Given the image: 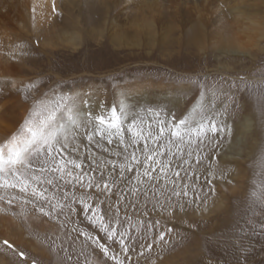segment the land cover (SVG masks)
<instances>
[{
  "label": "rangeland",
  "instance_id": "374dc122",
  "mask_svg": "<svg viewBox=\"0 0 264 264\" xmlns=\"http://www.w3.org/2000/svg\"><path fill=\"white\" fill-rule=\"evenodd\" d=\"M147 1L151 6L142 5V0H61L51 17L53 30L35 32L23 20L18 0H0V24L9 29L6 42L0 45V142L10 131H17L36 105L61 97L73 100L70 94L74 91L77 101H88L87 106L80 104L79 110L81 116L92 113L89 130L97 126L95 116L103 115L107 122L112 106H116L120 119L114 122L121 126V132L117 135L114 129L101 126L115 133L112 144L104 140L97 145L94 139L89 145L80 129L81 148L87 145L98 158L97 163L115 160L116 183L111 184L112 191L64 188L62 183L60 187L69 195L75 192L77 197H86L93 207L102 201V215L112 205V214L118 215L121 223L113 219L109 227H115L118 233L126 232L125 244L131 249L127 255L121 251L119 235L115 243L108 240L99 230V222L92 225L84 218L79 203L76 208L80 215L65 221L67 209L59 219L55 214L50 218L38 210L43 206L48 211L47 203L41 204L18 190L10 194L0 190V196L5 197L0 200V264H69L68 254L75 264V257L81 253L79 264H85V257L87 264H116L111 259L113 253L124 264H264V233L259 232L264 224V202L257 199L264 192V35L248 54L223 53L218 35L231 23L227 6L250 5L256 19L264 21V0ZM113 20L124 41L120 46L112 42ZM63 30L74 31L79 36L78 45L45 43L47 33ZM5 57L14 64L11 75L1 68ZM142 84H153L159 90L150 97L142 92L128 95L118 110L115 91L132 92ZM61 114L63 118L58 122L67 126V113ZM245 114L254 119L253 131L229 140L224 131L232 128L236 133L237 123ZM202 116L205 122L215 120L222 132H209L206 138L199 139L193 135L192 144L187 143L184 127L179 129L183 142L170 135L180 120L194 127ZM133 120L140 141L134 146L130 142L136 137L128 130ZM161 127L164 132L159 143L164 145L161 151L165 155L160 159L172 161L167 179L161 178L150 186L141 176L143 183L138 186L133 167L131 172L125 169L127 182L119 180L124 155L134 151L143 160L145 142L149 148L154 147V142L145 138L157 136ZM121 136L124 145L118 147ZM189 151L193 153L192 166L185 163L180 169L182 179L176 181L177 191L188 185V195L180 198L185 208L181 212L177 198L166 200L165 196L172 191V173L178 170V158L183 154L188 160ZM117 152L121 153L119 157ZM89 163L85 157V170ZM111 167L109 164L104 170L110 183ZM158 174L159 165L153 172L154 176ZM90 175L99 177L100 170ZM137 186L139 191H130ZM45 187L53 202L61 196L54 188ZM150 187L156 189V196L149 191L145 201L141 193ZM9 195L18 197L11 206L7 204ZM26 199L30 202L24 203ZM153 204H157L155 210ZM61 223L100 237V243L109 247V255L82 237L72 244L71 238H65ZM104 223H109L107 215ZM162 231L165 236L161 241L158 238ZM4 240L12 248L4 245ZM148 243L153 244L150 250Z\"/></svg>",
  "mask_w": 264,
  "mask_h": 264
},
{
  "label": "snow or ice",
  "instance_id": "6c2138e0",
  "mask_svg": "<svg viewBox=\"0 0 264 264\" xmlns=\"http://www.w3.org/2000/svg\"><path fill=\"white\" fill-rule=\"evenodd\" d=\"M243 80V77H240ZM84 104L87 106L88 101L80 99L71 100L70 98L61 97L59 100H50L48 102L40 103L36 105L29 116L23 121L16 132L12 133L9 138L5 140L4 143L0 144V190H4L7 193H11L13 190H18L19 193L25 196H30L41 202V204L47 203L48 211H45V207H39V212L43 215L52 218L55 214L56 218L59 219L62 213L67 209V215L65 216V221L72 220L74 216L78 217L80 215L77 212L76 205L79 203L82 205V212L84 218L88 220L92 225L100 223V231L105 233L108 240L116 242V237L119 235V244L121 246V251L127 255L131 249L125 244L126 232H119L115 227H109V224L113 219H116V223H121L112 214V205H108L104 214L102 215L99 210V203L96 207H93L88 199L84 196L77 197L75 192L71 195L67 191H64L60 187L63 184L64 188L71 186L75 189L79 186L81 189L94 188L97 192H111V184L116 183L115 172L116 165L115 160L108 161L105 160L102 163H97V157L93 156L90 148L86 145L83 149L81 148V132L80 129L83 128V135L86 137L89 145L94 141L97 145H101L104 140H107L108 144L113 143V133L106 132L102 130L101 126H107L108 129H114L118 135L121 132V126L114 121L120 119L117 115L116 106H112L111 118L107 120L103 115H97L94 117L95 124L97 126L89 130V124L92 123L93 116L91 112H85L82 116L79 112V105ZM67 113L68 125L61 121L58 122L57 117L60 113ZM135 120L131 122L128 130L134 133L136 137L130 144L134 146L138 144L139 135L134 132ZM180 127H184L187 131L184 135L189 137L187 143L192 144L193 135L199 139L206 136L209 132L212 134H217L221 132L222 127L218 126L215 120H208L205 122V118L202 116L200 121L193 127L188 124L184 119L179 121L178 126L174 131H170V135L176 137L179 141H184V135L181 134L179 130ZM164 127H161L159 134L155 137L149 136L145 138L147 141L151 139L154 142V147L149 148L148 143L145 142L142 152L144 153L143 160L139 159L135 152H131L128 155H124L123 159L125 163L119 165L118 178L121 181L127 182L125 176V169L128 172L132 171V168H136L137 185L143 183L139 178L146 177L150 186L158 184L161 178L167 179L168 172L171 171L169 167L172 163L171 160L164 161L160 157L165 155L164 145L159 143V137L163 135ZM98 137V139H96ZM202 142V141H201ZM124 145V138L121 136L119 140L118 147ZM108 151V149H105ZM179 151V149H178ZM124 152H128V146L124 147ZM171 153V149L167 150ZM83 153V154H82ZM175 155V153H171ZM120 152L116 153L119 157ZM90 161L87 170L84 169V159ZM188 160H184V155L181 154L177 161V169L172 173L174 179L171 184L172 191L169 195L165 196L166 200H171L173 197L177 198V204H179V211L183 212L185 210L184 204L180 203V198L182 196L186 197L188 195V185H184L183 191H177L176 181L182 179L180 169L186 163L188 167L192 166L193 153L191 151L187 152ZM200 161L197 160L196 163ZM111 164L112 167L108 171V176L111 181L105 179L104 170ZM157 165H159V174L154 176L153 172L157 171ZM143 167V172L140 171ZM100 170L99 177L91 176L90 173ZM187 176L188 173H185ZM99 181H104L103 184ZM209 184L212 183L211 180L207 181ZM49 186L54 188L57 192L61 193V196L53 202V198L46 195ZM40 186V187H37ZM130 189V191H139V187ZM149 191H151L152 196H156V189L154 187L146 188L141 193L145 201L149 199ZM163 191V190H162ZM256 196V193H253ZM110 198V197H108ZM4 196H0V200H4ZM18 199L17 196L9 195L7 199V204L11 206L13 202ZM257 199H261L264 202V192L260 194ZM61 200L63 202H61ZM158 200V197H157ZM29 200H24V203H29ZM157 204H153V210H155ZM119 209L117 207V213ZM107 215L109 223H104V216ZM145 216L148 215L147 212L144 213ZM157 223H159L157 221ZM151 226V222L149 221ZM61 228L65 230V238H71L72 244L76 242L77 239L81 237L89 245H95L101 249L105 256L109 255V247L105 243H100V237H93L87 232H81L78 228H66L64 223L60 224ZM260 233H264V224L261 225L259 229ZM165 233L162 231L159 234V240H163ZM3 244L8 248H12V245L8 240H4ZM71 247V245H69ZM153 247L152 243L147 244V248L150 250ZM21 257L24 256L23 252L19 253ZM81 253L80 255H82ZM143 255V253H140ZM80 255L75 257V264H79ZM69 264H72L73 257L71 254L66 256ZM111 259L116 262V264H124L123 260L118 259V256L113 253ZM85 264H87V257H85Z\"/></svg>",
  "mask_w": 264,
  "mask_h": 264
},
{
  "label": "bare ground",
  "instance_id": "6f19581e",
  "mask_svg": "<svg viewBox=\"0 0 264 264\" xmlns=\"http://www.w3.org/2000/svg\"><path fill=\"white\" fill-rule=\"evenodd\" d=\"M59 1L61 0H18L19 5L21 7L23 20L25 19L26 23L31 28V30L35 32L40 29H46L50 31L53 30L51 26V17L53 16L54 11L59 4ZM142 2H143L142 5L144 6H151V3L147 0H142ZM249 7L251 6L250 5L247 6L246 4L243 3L229 5L226 7V11H228V14L231 17V23L228 25V27H226V30L218 31V35L222 39L220 41L219 49L223 53L248 54L251 51L252 46L255 47L257 45V42H259V39L263 37L264 21L260 19H256L257 16L249 10ZM110 25L113 28L112 30L113 33H111L112 42L117 44V46L122 45L124 41L121 40L122 38L121 33L117 32L118 30L117 21L113 20ZM8 30L9 29L6 25L0 24V45L3 42L4 43L6 42L5 39L8 34ZM148 30L149 29H145V31ZM45 39H46L45 43L47 45L51 43H56V44L62 43L63 45H69L71 47H75L76 45H78L79 36L74 31L63 30L58 34H53V35L47 33ZM125 40L128 42V39ZM4 60L5 61L1 62L2 63L1 68L2 70L6 71L5 73L11 75L12 70H14V64L8 63L7 57H5ZM156 90H159V88L157 86H154L153 84H149L148 86L142 84L141 88L137 87L136 89H132V92L129 89L126 92L125 90H116L114 95L116 97V102L118 103V110L124 103H126V101L128 100L127 98L128 95H132L134 93L139 94L142 92V95L144 94L150 97V96H154L153 92H155ZM100 93H103V91L100 90ZM70 95L73 97L72 98L73 100L78 99L76 91H74ZM79 112L81 113L80 110ZM62 118H63L62 114L58 115L57 120L60 121V119ZM253 127H254V119L249 114H245L242 116V119H240V121H238L237 123L236 133L233 132L232 128H228V130L225 129L226 131L224 132L227 133L226 137L229 140L231 138H234L235 136L237 138H242L246 134H250L253 131ZM14 132L16 131H10L9 133H7V135L4 137V140L1 141L0 144L4 143L5 140L9 138L11 134ZM112 133L114 136L115 133L114 132ZM132 134L133 133H130V135ZM201 138H206V136H203ZM253 148L254 146H252V149ZM2 218L3 217H0V221H2ZM6 228L4 233L7 232ZM5 237L12 238V236H10L9 234H5Z\"/></svg>",
  "mask_w": 264,
  "mask_h": 264
}]
</instances>
